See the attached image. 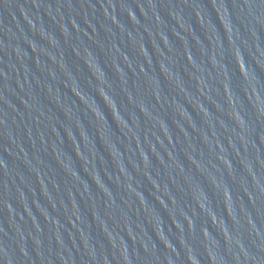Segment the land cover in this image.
<instances>
[{"label":"water","instance_id":"95a60500","mask_svg":"<svg viewBox=\"0 0 264 264\" xmlns=\"http://www.w3.org/2000/svg\"><path fill=\"white\" fill-rule=\"evenodd\" d=\"M205 104L214 264H264V0H189Z\"/></svg>","mask_w":264,"mask_h":264}]
</instances>
